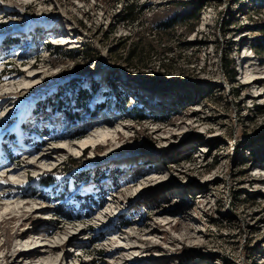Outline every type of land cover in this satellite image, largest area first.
I'll list each match as a JSON object with an SVG mask.
<instances>
[{
	"label": "rangeland",
	"instance_id": "obj_1",
	"mask_svg": "<svg viewBox=\"0 0 264 264\" xmlns=\"http://www.w3.org/2000/svg\"><path fill=\"white\" fill-rule=\"evenodd\" d=\"M136 3L131 29L114 0H0V255L36 226L61 246L32 264H264V0Z\"/></svg>",
	"mask_w": 264,
	"mask_h": 264
},
{
	"label": "trees",
	"instance_id": "obj_2",
	"mask_svg": "<svg viewBox=\"0 0 264 264\" xmlns=\"http://www.w3.org/2000/svg\"><path fill=\"white\" fill-rule=\"evenodd\" d=\"M117 4H120L119 9V20L123 21L124 23H127V25H131V29L137 24H139V17H141L142 11V5H139L136 3V0H114ZM189 3L184 4V9L189 7ZM201 8V6L192 7L190 10V14L183 15L181 14V19L183 21H189L191 19H196V13ZM178 23L177 19L173 20H167L165 22H161L160 24L155 23L154 25L146 26L145 28H142L141 34H143V37L152 36L154 37L150 38L149 40H143L142 37H139L137 41H134L130 43V45H126L127 47V54L129 60H136L141 61L143 58H151L152 56H159L162 55L163 57L166 56L167 53L171 52V47L168 46L162 38L163 34L166 35V33L173 29ZM144 23L141 21V26H143ZM152 32V34H151ZM138 33V32H137ZM163 33V34H162ZM133 36V32L125 37V42H128V39H130ZM127 40V41H126ZM158 46L160 49H158ZM50 52L54 55H64L67 58L70 59H76L80 53H83V50H79L77 48H69L65 52L62 50V46L59 44H49ZM78 51V52H77ZM145 54V55H144ZM179 57V56H177ZM164 65V64H163ZM234 73V72H233ZM91 96L88 94V92L85 90L84 94H82V99L84 98H90ZM140 113L137 115V119H144L145 115L143 114V109L138 110ZM78 135V134H77ZM70 169V168H69ZM68 169V170H69ZM61 171H66L65 168H62ZM52 179L48 180L46 183H51ZM61 205L58 209H56V213L60 218H72V210H63L60 209Z\"/></svg>",
	"mask_w": 264,
	"mask_h": 264
},
{
	"label": "bare ground",
	"instance_id": "obj_3",
	"mask_svg": "<svg viewBox=\"0 0 264 264\" xmlns=\"http://www.w3.org/2000/svg\"><path fill=\"white\" fill-rule=\"evenodd\" d=\"M33 1V0H32ZM247 59V56H244ZM251 66V63L248 64V62H246V66L245 68H249ZM254 81H245V83H253ZM22 90V89H21ZM105 131H102L101 133H97L95 135H91V137H88V139L81 141L82 139L86 138L85 135L78 138L79 141H81L79 144L81 147H85V150L88 148V144L89 142H94L96 139H94L95 137H104L106 135ZM109 137L105 136L104 140H107ZM110 141V140H109ZM96 142V141H95ZM94 142V143H95ZM110 145V142H107L102 145V144H96L95 145V150L99 149L102 146H108ZM83 147V148H84ZM77 148L79 149V146H77ZM51 153V152H50ZM50 153H44L42 155H40L39 159H37L36 161L38 162V160H41L43 158H49V156L51 155ZM27 167L29 166L28 164L26 165ZM16 170L12 169V171L10 172V174H14ZM264 179V178H263ZM28 203H26L27 205ZM10 213H8L9 215ZM35 230H36V226L33 227H24L22 229V231H20V233H17L16 236L20 239V240H26L27 241V245L25 246H19L18 248H16L15 250L11 251V250H7L5 251L2 255H0V264H23V260L22 258L26 259V263L24 264H32V262L35 260V257H37L38 255H45V254H50L51 252L55 251L59 246H61V244L59 243V241H46L45 237L48 236V234H41V236H44V238H38V237H34L33 235H35ZM54 239V237H52ZM60 240V236H57L55 238V240ZM62 241V240H61ZM60 241V242H61ZM58 244H54V243ZM18 245H21L18 244ZM119 249L116 250H129L131 248H134V246H132L131 244H125V245H119L117 246ZM141 251H145V249L141 250ZM35 264H42V261L39 263H35ZM195 264V263H194Z\"/></svg>",
	"mask_w": 264,
	"mask_h": 264
}]
</instances>
